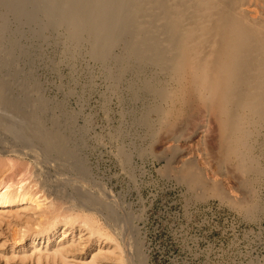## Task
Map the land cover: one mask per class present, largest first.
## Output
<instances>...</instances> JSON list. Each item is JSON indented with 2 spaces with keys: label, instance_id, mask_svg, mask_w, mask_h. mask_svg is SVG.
<instances>
[{
  "label": "rangeland",
  "instance_id": "rangeland-1",
  "mask_svg": "<svg viewBox=\"0 0 264 264\" xmlns=\"http://www.w3.org/2000/svg\"><path fill=\"white\" fill-rule=\"evenodd\" d=\"M244 8L252 17L262 12L256 5ZM6 20L10 25L0 37L14 56L0 67V77L9 82L12 96L21 98L25 88L42 95L48 104L46 125L58 121L77 154L63 158L36 141H17L25 143L21 146L13 140L11 125L0 123V148L11 149H0V193L19 195L0 204V264H56L52 253L66 246L74 264H85L99 250L109 252L113 241L98 242L81 227L87 214L122 249L111 260L104 251L103 264H264V155L259 147L261 175L248 188L233 164L217 162L212 115L191 106L171 126L156 116L152 128L143 121L156 99L142 83L156 77L166 81L161 69L129 68L117 79L118 63L94 59L86 43L73 47L63 29L38 34L35 25L16 23L12 15ZM1 115L15 129L27 124L6 106L0 105ZM14 145L38 147V153L17 154ZM191 162L203 170L210 187L217 184L224 193L181 181L177 171ZM240 202L257 206L246 212L236 206ZM75 215L80 221L69 219Z\"/></svg>",
  "mask_w": 264,
  "mask_h": 264
},
{
  "label": "bare ground",
  "instance_id": "bare-ground-1",
  "mask_svg": "<svg viewBox=\"0 0 264 264\" xmlns=\"http://www.w3.org/2000/svg\"><path fill=\"white\" fill-rule=\"evenodd\" d=\"M247 4L260 7V16H250L244 8ZM8 15H12L16 23L35 25L38 34L50 28L63 29L73 47L86 43L94 59L101 62L113 59L118 63L117 79L129 68L139 72L148 66L161 69L166 81L155 76L141 82L143 90L156 99L143 121L152 128L153 116L171 126L191 106L204 110L215 120L218 164H233L242 185L248 188L252 180L261 175L258 150L257 154L255 150L259 147L264 155V0H0V31L10 25L6 20ZM4 43L0 37V67L14 56L13 50ZM118 46L122 49L116 54ZM10 88L9 82L0 77V105L27 120L26 126L15 129L18 126L0 116L1 124L8 128L11 125L15 130L13 140L17 144L40 142L45 149L54 150L63 158L76 155L77 149L72 147L68 133L60 129L58 121L54 119L52 126L46 125L48 104L42 95L33 96V89L25 88L20 98L12 96ZM14 146L12 151L17 154L38 153V147ZM177 176L192 188H210L217 195L224 193L217 184L209 186L203 170L194 162L180 168ZM82 190L87 198L97 200L94 193ZM18 197L17 193L5 191L0 193V204L13 202ZM235 204L246 212H252L257 206L255 202ZM77 217L69 219L76 222ZM81 218V227L98 242L101 239L114 242L109 250L112 255L107 248L103 252L98 249L85 264H103L104 255L108 253L110 260L119 258L122 252L119 242L114 241L94 216L87 214ZM56 219H52L53 223L49 221L51 227ZM66 247L52 253L54 263L74 264L70 258L72 250Z\"/></svg>",
  "mask_w": 264,
  "mask_h": 264
}]
</instances>
